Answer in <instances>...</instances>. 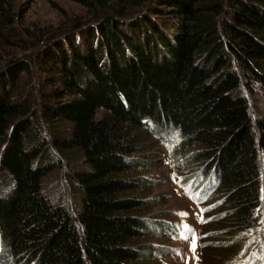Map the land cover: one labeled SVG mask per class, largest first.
Returning a JSON list of instances; mask_svg holds the SVG:
<instances>
[{"label":"trees","instance_id":"1","mask_svg":"<svg viewBox=\"0 0 264 264\" xmlns=\"http://www.w3.org/2000/svg\"><path fill=\"white\" fill-rule=\"evenodd\" d=\"M72 1L100 19L78 43L71 34L40 49V65L61 76L60 86L49 76L43 100L35 60L0 56L2 252L12 264H146L150 226L164 225L143 192L149 164L136 166L137 134L153 125L174 132L167 144L183 140L175 161L204 183L195 198L208 201V236L234 249L227 264H264V246L246 237L264 216V0H122L170 13L172 28L151 13L130 24L125 6L111 15L117 0ZM13 21L0 0L10 44L29 33ZM35 39L20 49L39 48L44 35ZM61 166L68 203L44 191Z\"/></svg>","mask_w":264,"mask_h":264},{"label":"rangeland","instance_id":"2","mask_svg":"<svg viewBox=\"0 0 264 264\" xmlns=\"http://www.w3.org/2000/svg\"><path fill=\"white\" fill-rule=\"evenodd\" d=\"M8 4L11 6L14 15V26L21 30L28 29L29 33L23 35V41L19 40L21 38H17L15 43L10 44L0 32V56L6 58L16 54L20 58L29 57L28 59L35 60L34 80H36L38 97L43 100L49 89L46 82L50 78L49 76L55 79L57 86H60L58 82L61 76L51 73L52 70L48 71L43 65H40L41 63L36 57L40 49H46V46L50 45L52 41L71 34H74L73 38L78 43L77 34L81 32L83 34L84 28H95L100 16L95 14L92 5H83L72 0H7ZM118 5L125 6L124 11L129 23L137 22L142 15L150 14L152 6L150 5V8L149 5L137 8L127 1L117 0L114 4L115 7L109 10L111 15H118L116 9ZM151 14L157 17L158 22L160 21L165 27L172 28L173 20L170 13L159 16L155 13ZM129 23L125 25L124 29L132 24ZM138 29L136 27L133 32L137 33ZM41 35H44V41L39 48L20 49L21 42H24L26 46L30 45L36 40L35 38ZM143 39H146L145 36H143ZM82 41H84V37ZM82 41L79 44L83 46L85 51L86 46L83 45L85 42L82 43ZM104 60V64L107 65L108 57L106 55ZM243 91L248 95L250 94L245 87ZM67 96H70V94ZM155 132H158V128L152 125L143 128V133L137 134L139 151L136 156L137 164L135 163L137 167L141 165L140 161L149 164V170L145 176L153 181V185L143 189V192H147L149 196L155 198V205L151 208L152 213H150V216L157 218L158 222L164 223V225L160 224L159 227L155 223L150 226L149 230L152 231L154 236L147 241L151 255L146 264H227V262H230L228 258L230 251L234 249L228 248V250L224 249L221 252L222 248L217 245L218 241L223 240V238L208 236L210 230H208L209 226L207 224L212 218L211 214L204 210V206L208 204V201L203 200L202 203H199L195 198L196 195L201 196L200 189L204 190V183L196 182L195 178L189 175V169L180 164L178 165L175 161L177 156L185 150L183 140L177 139L172 144H167L164 138L166 137L165 139L170 141L173 140L176 137L173 135L174 132L171 134L161 132L165 137L162 134V136L157 135ZM61 162L65 166H70L75 163V160L62 156ZM67 181L69 180L65 178L61 166V168L50 172L44 182V191L53 201L68 203V196L71 193L69 189L66 191L61 187L68 188ZM206 184H209L210 189L214 186L211 183ZM188 185L193 187L191 191L193 195L190 192L188 193L186 189ZM6 189L0 188V197ZM180 213H186L187 215L182 216ZM184 225H188L193 231L189 233L183 227ZM182 232L188 236V239L181 236ZM247 235L246 237L252 239L253 242L257 241L254 246H258V244L264 246V216L258 229L248 232ZM193 239H195L197 245L195 251L191 247ZM260 242L262 243L260 244ZM251 254L252 251L249 250L246 257ZM0 259L2 260L0 264H3V260L8 262L5 264H12L8 254L2 252L1 245Z\"/></svg>","mask_w":264,"mask_h":264},{"label":"snow or ice","instance_id":"3","mask_svg":"<svg viewBox=\"0 0 264 264\" xmlns=\"http://www.w3.org/2000/svg\"><path fill=\"white\" fill-rule=\"evenodd\" d=\"M180 215L184 216V215H187V214H186V213H180ZM183 227H184L189 233H191V232L193 231L188 225H184ZM181 236H182L184 239H188V236H187V235H184L183 232L181 233ZM196 246H197V245H196V241H195V239H193V241H192V245H191L193 251H195ZM197 259H198V258H197ZM234 264H235V262H234Z\"/></svg>","mask_w":264,"mask_h":264}]
</instances>
